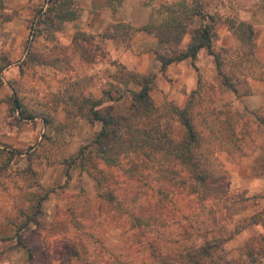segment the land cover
I'll use <instances>...</instances> for the list:
<instances>
[{
    "label": "rangeland",
    "instance_id": "374dc122",
    "mask_svg": "<svg viewBox=\"0 0 264 264\" xmlns=\"http://www.w3.org/2000/svg\"><path fill=\"white\" fill-rule=\"evenodd\" d=\"M59 1L4 0L0 17V105L2 100L8 106H0V113H9L3 125L28 118L12 110L15 100L23 115L38 116L45 124L41 139L24 151L0 147V264H162L160 258L172 260V253L184 252L217 234L222 242L211 248L206 264H264V125L253 115V136L240 141V147L232 139L207 142L209 135L204 131L208 138L202 144L200 162L211 175L203 200L189 192L156 193L158 173L150 169L155 161L145 160L137 202L142 224L127 222L124 201L122 206L113 207L99 194L90 173L94 170L91 162L89 171L73 164L71 158L80 147L91 143L101 126L100 121L86 118L90 101L101 97L100 108L112 103L122 112L138 85L120 77L121 71L130 69L106 54L101 35L93 36L79 28L73 31L66 20L55 19L59 23L56 26L44 21L53 15L47 6L53 9ZM113 1L119 12L127 15L132 1L149 5L151 11V5L160 0ZM201 2L203 11L227 25L234 19V24L240 19L248 21L250 13L264 16V0ZM67 4V12H79L82 5L75 0ZM114 29L121 41L127 42L130 28ZM183 41L184 37L181 44ZM236 44L238 40L231 43ZM156 47L162 50L164 46ZM254 68L256 76L264 73V61ZM247 76H240L235 93L224 87L219 74H214V81L202 74L193 108L213 105L232 113L246 107L264 118V104L250 107L245 103V95L251 90L246 85ZM156 88L154 74L150 90L154 102L160 108L170 100L174 102L168 97L155 100ZM183 130L181 122L174 119V138H180ZM77 142L79 148L73 152ZM93 161L104 168L106 176L109 171L105 168L110 167V185L121 195L122 187L114 182L121 179L117 166H105L97 157ZM182 174L186 177L184 170ZM36 182L39 187H35ZM50 187L54 190L42 202L41 222L28 223L19 230L22 246L17 242L16 225L31 209L34 193ZM159 195L162 199L157 204ZM151 246L160 255H154Z\"/></svg>",
    "mask_w": 264,
    "mask_h": 264
},
{
    "label": "trees",
    "instance_id": "16d2710c",
    "mask_svg": "<svg viewBox=\"0 0 264 264\" xmlns=\"http://www.w3.org/2000/svg\"><path fill=\"white\" fill-rule=\"evenodd\" d=\"M67 1L60 0L53 9H51L52 6H47L49 12L53 11L52 17L49 16L44 20L49 26L59 25L55 19L64 21L77 13L75 9L67 12ZM47 3L49 5V2ZM3 7L4 0H0V17L3 16ZM39 20L36 21L39 22ZM217 22L218 17H215L213 13L203 11L201 0H160L157 5H151L149 18L139 29L152 32L160 44L175 52L167 56L155 51L163 65L174 59L194 58L199 48L206 47L213 56L217 74L222 78L221 83L236 93L240 76L257 75L254 67L262 65L264 60L256 56L254 28L251 22L246 20L240 19L237 24H234L235 19L232 23L228 22V27L239 41L238 45L213 47L214 40L218 37ZM187 33L190 36L186 48L179 50V45ZM32 39L33 37L29 38L28 43ZM120 73L122 74L120 77H124L125 81L129 78L138 85L137 89L131 91L128 107L122 112L116 111L112 103L100 108L102 98H93L90 101V109L85 115L90 121H100L101 126L95 132L91 143L80 147L71 159L74 165L87 171L90 169L88 163H92L94 170L90 173L95 179L99 194L112 202L113 207L122 206L121 201H124L128 223L142 224L144 221L141 214H138L137 202L141 194L138 189L143 183L140 180V174L147 167L145 160L152 158L155 161L150 169L158 173L155 177L157 184L154 186L156 193L167 196L170 192L184 194L189 192L197 195L198 200H203L208 190V178L211 172L200 162V159L203 157L202 144L208 135L207 142L232 139L233 143L235 145L238 143L240 147V141L253 136V129L250 128L252 115L264 125V118H259L255 110L246 107L243 111L234 110L232 113L213 105L197 106L198 108L194 109V94L202 84L201 77L198 79L196 88L190 92L184 106L179 107L170 100L167 106L160 108L150 93L154 74H141L132 70ZM258 76L264 78V73ZM12 107L13 111L21 112L20 117L33 116L23 115L17 100ZM221 113H225L224 116L221 117ZM174 119H178L184 127L178 139L173 136ZM200 125L203 128H200ZM226 126L228 128L225 130ZM93 157H97L105 166H117L121 172V179L114 182L118 181L122 187L121 195L118 196L115 188L110 185L112 183L109 180L110 167L105 168L109 171V175L106 176L104 168L99 167L98 162L93 161ZM67 166L71 164L67 163ZM182 170L185 171L186 177L182 176ZM66 175L68 177V172ZM39 185V182L35 183V187ZM126 189L129 192H125ZM53 190L54 188L50 187L38 194L34 193L31 209L25 214L24 220L16 225L17 242L22 246L25 244L21 240L19 230L28 223L41 222L39 216L44 214L42 202ZM144 194L147 195V193ZM160 195L155 200L157 204L162 199ZM221 237L217 234L205 238L202 243L191 249L172 253V260L160 258V263L172 264L173 261H183L185 264H206V257L211 254L212 247L222 242ZM154 248L155 246L150 247L153 249L152 253L160 255Z\"/></svg>",
    "mask_w": 264,
    "mask_h": 264
},
{
    "label": "crops",
    "instance_id": "0c3cea01",
    "mask_svg": "<svg viewBox=\"0 0 264 264\" xmlns=\"http://www.w3.org/2000/svg\"><path fill=\"white\" fill-rule=\"evenodd\" d=\"M80 2L79 12L66 19L71 29H84L85 31L96 35H101L103 49L107 55L113 59H118L128 69L141 74L153 73L157 77V99L164 97L173 99L179 107L186 104L190 92L196 88L199 77L204 74L214 81V74H217L216 66L212 54L206 47L199 48L197 55L174 59L163 65L161 59L155 51L161 52L167 56L172 53L165 48L160 50L156 45H160L156 36L152 32L139 29L147 22L150 14V6L143 2H130L127 15L121 14L118 10V4L113 0H75ZM206 3V1H204ZM203 5L208 7L207 4ZM207 5V6H206ZM248 21L254 28V39L256 42L255 53L260 60H264V16L258 13H250ZM127 26L130 33L127 42L123 43L114 27ZM218 37L214 40L213 47L231 45L237 38L227 24L222 21L216 23ZM70 32V31H69ZM188 34L184 35L183 44L180 43L179 50L186 48ZM246 85L251 88L245 95V103L250 107H257L264 104V78L256 75H248ZM238 87V85H237ZM1 107L7 108L6 102ZM9 114V113H7ZM6 113H0V147L14 148L24 151L37 139H41L45 124L42 118L32 116L22 118L18 124L3 125ZM17 114V113H16ZM176 127V126H175ZM79 142L72 148L76 151ZM79 150V149H78Z\"/></svg>",
    "mask_w": 264,
    "mask_h": 264
}]
</instances>
